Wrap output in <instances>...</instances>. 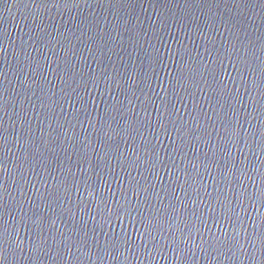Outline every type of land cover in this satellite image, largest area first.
I'll return each mask as SVG.
<instances>
[{"label": "water", "instance_id": "obj_1", "mask_svg": "<svg viewBox=\"0 0 264 264\" xmlns=\"http://www.w3.org/2000/svg\"><path fill=\"white\" fill-rule=\"evenodd\" d=\"M0 264H264V0H0Z\"/></svg>", "mask_w": 264, "mask_h": 264}]
</instances>
